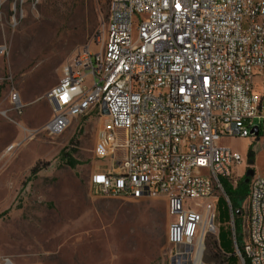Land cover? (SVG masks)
Listing matches in <instances>:
<instances>
[{
    "label": "built area",
    "instance_id": "built-area-1",
    "mask_svg": "<svg viewBox=\"0 0 264 264\" xmlns=\"http://www.w3.org/2000/svg\"><path fill=\"white\" fill-rule=\"evenodd\" d=\"M96 42L97 50L85 45L75 52L46 94L51 136L92 112L105 118L90 194L164 198L168 264H213L210 246L225 264L234 255L241 264H264V176L250 179L245 210L237 214L222 180L237 185L245 161L221 144L224 137L257 136L255 127L264 131V0H110ZM7 100L10 108L0 115L21 113L16 90ZM222 196L233 254L219 239Z\"/></svg>",
    "mask_w": 264,
    "mask_h": 264
},
{
    "label": "rangeland",
    "instance_id": "rangeland-1",
    "mask_svg": "<svg viewBox=\"0 0 264 264\" xmlns=\"http://www.w3.org/2000/svg\"><path fill=\"white\" fill-rule=\"evenodd\" d=\"M108 15L109 9L101 10L97 0H0V78L5 79L0 109L10 108L7 98L12 90L23 103L21 113L9 110L7 117L0 115V261L169 263L164 198L124 200L90 194L91 176L99 163L94 147L105 118L92 112L73 119L61 135L45 131L52 115L46 94L80 47L99 49L95 41ZM19 141V148L4 155ZM221 144L244 158L245 165L233 180L243 179L248 168L264 176V131L259 139L224 137ZM250 148L255 152L252 165L247 158ZM62 151L73 154L75 168ZM245 205L244 201L242 210ZM224 207L216 220L222 232L219 239L223 250L233 254L231 217ZM207 260L225 264L227 259L210 246Z\"/></svg>",
    "mask_w": 264,
    "mask_h": 264
},
{
    "label": "trees",
    "instance_id": "trees-1",
    "mask_svg": "<svg viewBox=\"0 0 264 264\" xmlns=\"http://www.w3.org/2000/svg\"><path fill=\"white\" fill-rule=\"evenodd\" d=\"M98 4L101 5V10H105V9H109V4H110V0H97ZM261 132H259V134L256 136L257 139H259V136L261 135ZM74 140H71V143H73ZM255 156V152L253 151L252 148L249 149L248 154H247V158L249 161H253ZM62 157L66 160V162L72 167L75 168L76 167V161L75 158H73V154L72 153H65L64 151H62ZM38 171V166H35L32 169V173H36ZM223 184H224V190L226 192V194L228 195L233 210L235 212L237 211H242V203L245 201L247 195H248V191H249V184L250 181L247 182L246 181V177H244L243 179H241L240 181L237 182V185H233L231 184V182H229L228 180H222ZM222 204L225 206L224 210L227 213V210L229 211V208L227 206V203L224 199V197H220L218 200V204H217V209H218V213H220V215H222L221 211V207ZM162 217H165L164 213L162 215ZM222 237V232L220 233V238ZM230 261L232 260L231 264H237V259H233V256L229 259Z\"/></svg>",
    "mask_w": 264,
    "mask_h": 264
},
{
    "label": "water",
    "instance_id": "water-1",
    "mask_svg": "<svg viewBox=\"0 0 264 264\" xmlns=\"http://www.w3.org/2000/svg\"><path fill=\"white\" fill-rule=\"evenodd\" d=\"M103 113H104V114H108V110H107V109H104V110H103ZM251 132L254 133V134H256V135H258L259 130H258L257 127H255V128H253V129L251 130ZM252 163H253L252 160L249 161V164H250V165H252ZM254 175H255V170H254L253 168H248V169L246 170V172H245L246 181L249 182L250 179H251ZM237 214H240V211H237Z\"/></svg>",
    "mask_w": 264,
    "mask_h": 264
}]
</instances>
